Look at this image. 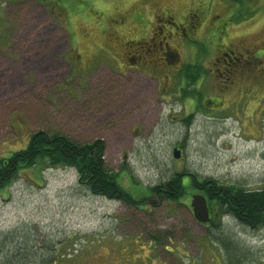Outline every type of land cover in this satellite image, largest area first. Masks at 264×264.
Masks as SVG:
<instances>
[{"label": "rangeland", "instance_id": "1", "mask_svg": "<svg viewBox=\"0 0 264 264\" xmlns=\"http://www.w3.org/2000/svg\"><path fill=\"white\" fill-rule=\"evenodd\" d=\"M243 1L0 0V157L37 131L100 139L132 197L91 193L72 167L20 170L0 190V264H24L12 254L29 247L41 259L58 242L65 264H222L217 229L242 253L238 264H264V226L230 216L198 223L189 203L201 192L173 203L146 191L173 172L264 185V0ZM163 12L212 23L192 42L168 40L178 60L159 64L153 56L164 49L155 48L134 63ZM224 52L250 62L236 66ZM187 75L197 80L182 95Z\"/></svg>", "mask_w": 264, "mask_h": 264}, {"label": "trees", "instance_id": "2", "mask_svg": "<svg viewBox=\"0 0 264 264\" xmlns=\"http://www.w3.org/2000/svg\"><path fill=\"white\" fill-rule=\"evenodd\" d=\"M240 3L244 4V1L240 0ZM240 15L237 14L229 20L239 21L242 18ZM187 79L188 83L182 89V95L186 94L189 87L188 91L192 92L197 80L189 76ZM103 152L104 145L100 139L80 143L56 132L37 131L32 134L26 147L11 152L9 156L0 157V190L9 185L22 169L33 166H63L74 168L78 183L91 193L130 203L132 197L125 192L119 181L121 171H111L105 165ZM194 189L206 197L212 225H220L217 217L230 216L248 227L264 226V185L259 189L249 190L233 183L219 184L216 179L198 177L196 174L173 172L169 179L161 181L158 186L147 187L146 191L148 194L159 193L167 202L182 203L179 200L187 199L188 194ZM216 233L212 234V240L225 252L223 254L221 250L222 264L240 263L239 256L242 254L240 250L234 243L229 242V237H224L219 229ZM60 244V242L55 243V247L48 252L43 249L47 254L41 259L36 257V251L30 247L24 248L23 252L15 248L17 251H14L12 256L16 258L23 255L24 264H55L56 262L61 264L63 261L65 264L64 257L69 254L57 249ZM31 258H34V262L30 260ZM215 259L218 261L217 257Z\"/></svg>", "mask_w": 264, "mask_h": 264}, {"label": "flooded vegetation", "instance_id": "3", "mask_svg": "<svg viewBox=\"0 0 264 264\" xmlns=\"http://www.w3.org/2000/svg\"><path fill=\"white\" fill-rule=\"evenodd\" d=\"M164 16L163 19L160 16H157V18L159 20H163L165 23H160L158 24L156 27L158 29V31H154L153 34H151L149 36V38H147L146 40L143 41V45H144V49L143 47H141L140 49H134V53L133 56L131 57V59L133 60L134 63L136 62H143L145 60H143V58H145V56L143 55V53L141 52L142 50H145V52H149L151 51V49L156 50V49H164L163 51L160 52H156V54L153 57H157L159 61V64H163V65H167V62L169 61L170 58H173V61L178 60L179 55L178 52L174 51L172 48L169 47L168 44V40L169 39H175L178 38L181 40L182 37L183 41H189L192 42V38L189 36V34L191 33L192 35H194L195 33L198 34V29L200 26V24H202V26L204 27L203 32L204 34L208 32L210 25L212 22H210L208 25L204 24V21L202 20V15L199 13H195V12H190L187 15V18H189V21H184V22H177L174 21L172 19L171 16H166L165 12H163ZM205 19V17H204ZM203 21V22H202ZM208 21V19H207ZM215 21H213L214 23ZM168 24V25H167ZM171 27V29L169 28ZM202 27V28H203ZM200 28V29H202ZM161 35V36H160ZM183 35V36H182ZM160 36V39H159ZM177 40V39H175ZM156 48V49H155ZM166 50V52H165ZM228 52L233 53L232 49H227ZM224 55L226 57H228L226 61H230L232 62V64L234 65H238V64H248L250 62L249 59H243V58H239V56L233 57L234 60L230 59V56L227 52H224ZM221 57H217V60L220 59ZM128 59V57L126 58V60ZM225 60V58H223ZM172 60V59H171ZM219 61V60H218ZM145 63V62H143ZM148 63H151L150 61H148ZM229 63V62H228ZM257 63V62H255ZM142 66V64L140 65ZM139 66V67H140ZM184 68L185 65L183 64V61L181 60V63H179V65L172 67V71L177 74V73H183L184 72ZM246 69V66L243 68ZM236 69H232L230 71V74H233V72Z\"/></svg>", "mask_w": 264, "mask_h": 264}, {"label": "water", "instance_id": "4", "mask_svg": "<svg viewBox=\"0 0 264 264\" xmlns=\"http://www.w3.org/2000/svg\"><path fill=\"white\" fill-rule=\"evenodd\" d=\"M173 155L175 158H178L180 151L174 148ZM190 206L192 209V215L196 221L207 222L210 220L206 199L203 195L193 194L191 197Z\"/></svg>", "mask_w": 264, "mask_h": 264}]
</instances>
